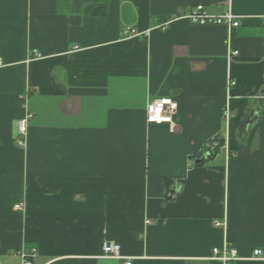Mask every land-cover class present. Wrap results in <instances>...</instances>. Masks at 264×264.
<instances>
[{"label": "crops", "instance_id": "obj_1", "mask_svg": "<svg viewBox=\"0 0 264 264\" xmlns=\"http://www.w3.org/2000/svg\"><path fill=\"white\" fill-rule=\"evenodd\" d=\"M0 60V264H264V0H0Z\"/></svg>", "mask_w": 264, "mask_h": 264}, {"label": "built area", "instance_id": "obj_2", "mask_svg": "<svg viewBox=\"0 0 264 264\" xmlns=\"http://www.w3.org/2000/svg\"><path fill=\"white\" fill-rule=\"evenodd\" d=\"M178 19L187 20L189 23L198 26H224L228 31L237 28L239 26V20L232 13L227 10L219 15L210 14L202 5H197L193 8H189L184 15ZM149 30L144 32H139L134 27H127L122 31V36L124 38H135V37H145L148 36ZM33 58H39L40 54L33 52ZM238 56V51H229L228 58H233ZM2 66V61L0 60V67ZM235 85L233 80L228 81V87L231 88ZM177 105L171 98H161L158 100H153L149 102L146 106V122L148 124L154 125H169L172 130L174 126V116L176 114ZM230 116L229 107L226 105L222 111V117L224 122L227 124ZM30 115H26L24 118L17 122V131L15 137V144L19 147H24L25 137L27 134V120ZM173 198L174 195H168ZM15 210H21V204L14 206ZM216 226H221L223 224L216 222ZM35 250L30 252H21L20 256L22 258L23 264H31L32 258L35 256ZM212 259L218 260L223 264H229L237 261L239 258L237 256L236 249L230 247L228 244H224L220 249L215 248L212 251ZM102 254L106 258L124 260L125 258L120 256V247L113 242H105L102 245ZM253 255L255 258L264 260V252L260 248L253 250ZM125 264H131L130 260H126Z\"/></svg>", "mask_w": 264, "mask_h": 264}]
</instances>
